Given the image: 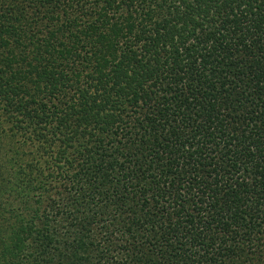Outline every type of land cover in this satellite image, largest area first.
<instances>
[{
  "label": "trees",
  "instance_id": "16d2710c",
  "mask_svg": "<svg viewBox=\"0 0 264 264\" xmlns=\"http://www.w3.org/2000/svg\"><path fill=\"white\" fill-rule=\"evenodd\" d=\"M0 264H264V0H0Z\"/></svg>",
  "mask_w": 264,
  "mask_h": 264
}]
</instances>
